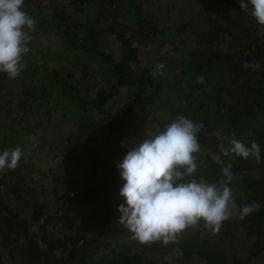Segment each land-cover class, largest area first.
Segmentation results:
<instances>
[{
	"label": "trees",
	"instance_id": "16d2710c",
	"mask_svg": "<svg viewBox=\"0 0 264 264\" xmlns=\"http://www.w3.org/2000/svg\"><path fill=\"white\" fill-rule=\"evenodd\" d=\"M160 1L25 0L36 22L27 67L0 72V151L23 152L0 173V264H264V26L239 0ZM181 5L183 20L170 13ZM55 110L70 122L53 168L60 192L33 184L24 153ZM180 115L205 125L194 178L215 183L231 164L238 208L260 207L243 220L234 210L215 235L201 220L177 242L142 245L118 222L117 164ZM233 134L259 144L260 162L220 154Z\"/></svg>",
	"mask_w": 264,
	"mask_h": 264
},
{
	"label": "clouds",
	"instance_id": "9594fccd",
	"mask_svg": "<svg viewBox=\"0 0 264 264\" xmlns=\"http://www.w3.org/2000/svg\"><path fill=\"white\" fill-rule=\"evenodd\" d=\"M25 0H0V72L11 79L19 77L27 67V54L36 22L25 10ZM240 9H251L256 23L264 26V0H239ZM242 67L258 68L259 65L244 62ZM163 63L154 66L153 74H160ZM197 83H204L198 75ZM205 127L201 123L180 115L163 130L144 139L138 147L127 152L117 164L119 176L124 181L119 195L124 203L118 206L119 224L131 234V239L142 245L160 242L167 246L177 242L178 234L189 227H198L201 220L213 235L218 234L223 222L239 211V219L259 210L253 202L238 206L232 189L228 186L235 178L232 165L222 169V178L210 183L202 176L194 178L203 166L194 154L202 151L199 133ZM223 156L252 157L260 162V146L253 141L248 147L231 138L230 146L218 145ZM23 155L22 149L0 151V173L15 170ZM219 161L220 156L213 154ZM126 205V206H125Z\"/></svg>",
	"mask_w": 264,
	"mask_h": 264
},
{
	"label": "rangeland",
	"instance_id": "374dc122",
	"mask_svg": "<svg viewBox=\"0 0 264 264\" xmlns=\"http://www.w3.org/2000/svg\"><path fill=\"white\" fill-rule=\"evenodd\" d=\"M166 1H169V4L171 2V0H161L160 2L164 4ZM179 8L170 10V13H178L177 18L183 20L187 17V12L184 10L183 5ZM181 10L183 11L181 12ZM142 55L149 59L153 53L145 51ZM48 120L41 131L30 137V142L26 145L24 153L26 155L31 152L34 154L36 168L32 173L34 177L33 184L46 191L54 192L57 190L60 192L53 179V168L58 164L63 165L65 163L63 154L57 150V146L62 137L68 132L70 122L62 117L59 110L53 111Z\"/></svg>",
	"mask_w": 264,
	"mask_h": 264
}]
</instances>
